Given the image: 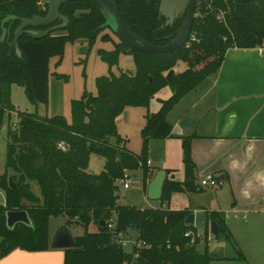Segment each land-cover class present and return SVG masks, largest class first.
<instances>
[{"label": "trees", "instance_id": "1", "mask_svg": "<svg viewBox=\"0 0 264 264\" xmlns=\"http://www.w3.org/2000/svg\"><path fill=\"white\" fill-rule=\"evenodd\" d=\"M111 1L132 33L149 44L168 45L181 28L183 19L171 27L163 26L165 19L158 15L159 0ZM197 9L201 14L193 22L187 48L163 54L128 53L133 56L135 74L121 72L115 76L110 72L97 78L96 95L84 93L71 101V122L62 115L40 117L22 113L17 128H8L6 168L13 171L11 178L16 188L9 187L7 175L0 176V192L4 197V204H0V259L15 249L32 253L48 250L49 219L65 216L68 226L73 220L86 228L94 223L98 232L86 231L75 237L76 248L64 250V264H209L211 257L196 250L198 239L190 244V239L184 237L185 232L196 231L184 224L190 212L169 210L172 194L201 190L196 185L191 158L192 137H182L184 181L164 178L158 199L161 209L140 210L116 203V183L127 172L137 170L145 182L150 171L148 141L172 136V126L166 120L168 113L204 79L218 72L226 51L264 46V0H259L258 5L199 0ZM46 12L47 3L42 0H0V26L12 15L30 19L45 16ZM220 12L223 15L217 18ZM60 13L68 18V26L47 35L44 32L59 21L28 28L27 31L38 34L22 33L18 40L22 57L13 53L11 62L9 43L20 22L10 19L4 23L9 38L0 42V118L14 111L10 103L12 84L24 86L32 103H46L50 59L58 58L59 64L67 43L85 42L90 48L104 30L100 27L105 23V14L93 1L66 3ZM1 33L0 29V36ZM101 40L110 39L102 34ZM113 45L112 51L99 50L108 64L115 61L117 54L126 53L122 42ZM178 61L186 62L180 73L174 71ZM164 87L170 88L171 95L161 101L156 113L146 117L141 131V154L135 155L125 149L116 131V118L127 107L147 108ZM92 154L105 159L102 171L96 175L86 172ZM32 183L38 185L39 196L33 193ZM18 210L27 212L32 227L18 224L8 230L5 214ZM209 216L220 232L219 215ZM110 219L115 221L113 230L107 227ZM101 221H106L103 228ZM131 231L138 233L137 243L131 253H126L123 244L117 242V235L126 236ZM138 243L144 247H137ZM134 254L138 255L136 259Z\"/></svg>", "mask_w": 264, "mask_h": 264}, {"label": "crops", "instance_id": "2", "mask_svg": "<svg viewBox=\"0 0 264 264\" xmlns=\"http://www.w3.org/2000/svg\"><path fill=\"white\" fill-rule=\"evenodd\" d=\"M166 120L172 126V136L148 141L150 171L141 183L143 196L149 199L148 185L161 170L170 181H184L182 137H192L191 158L196 185L201 190L172 194L169 210L202 211L208 222L212 221L209 214L216 213L221 220L220 232L227 238H232L226 227L227 214L241 216L243 222L249 217L258 224L264 218V46L228 49L218 72L185 95ZM207 173L216 176L217 188L199 186ZM0 196L3 197L1 192ZM154 202L160 204L159 200ZM147 208L154 206L137 209ZM161 208L160 204L158 209ZM89 225L94 228L93 233L98 232L97 225ZM54 232H49V245ZM129 236L135 245L138 233L135 240L133 233ZM64 257V250L50 247L33 253L15 249L0 259V264H64Z\"/></svg>", "mask_w": 264, "mask_h": 264}, {"label": "rangeland", "instance_id": "3", "mask_svg": "<svg viewBox=\"0 0 264 264\" xmlns=\"http://www.w3.org/2000/svg\"><path fill=\"white\" fill-rule=\"evenodd\" d=\"M47 0H42V3ZM207 9V8H206ZM197 18L201 12L196 9ZM221 16V15H217ZM106 34L108 40H101V35ZM121 41L111 30L104 29L96 38L95 42L89 48L85 42L67 43L61 62L58 64V58H52L48 65V98L44 104H34L29 100L24 86L12 84L10 88V103L14 111L7 112L0 118V176L7 175L11 178L13 171L6 168L7 160V130L9 127L16 129L22 113L37 114L40 117H53L55 115L64 116L68 122H71V101L79 99L84 93L96 95V80L101 76H107L112 72L118 76L121 72L135 74L136 67L131 54L119 53L115 61L108 64L103 60L99 50H114L113 43ZM189 43V42H188ZM186 44L187 48L189 44ZM186 68V62L178 61L174 67L176 73L182 72ZM171 90L164 87L149 102L151 107H127L116 118V131L122 138L125 149L129 152L140 155L142 150L141 131L145 126L148 114L156 113L159 109V100H166L170 97ZM105 164V159L99 155L89 156L86 166V172L90 174H99ZM131 179L129 189H124L121 181L116 183V196L118 206L133 205L137 208L152 205L153 209L160 208V204L152 199H146L143 196L141 183L142 176L139 170L126 173ZM33 193L40 195L36 183H32ZM4 201L0 196V202ZM145 202V203H144ZM238 216V215H237ZM226 227L232 234V238H227L224 233L218 232L214 237L210 234L209 227L196 229L195 234L198 238L196 249L201 254L207 253L211 257L209 264H264V218L258 224L252 220L243 222L241 216L237 219L233 214L226 215ZM65 216L51 217L49 219V232L56 230L60 225L68 222ZM70 230L73 236H83L87 231L94 232L92 226L84 227L80 221L73 220L70 224ZM227 231L226 233L228 234ZM130 232L122 236V241H127L124 247L126 253H131L132 245ZM229 235V234H228ZM133 240V241H134Z\"/></svg>", "mask_w": 264, "mask_h": 264}, {"label": "water", "instance_id": "4", "mask_svg": "<svg viewBox=\"0 0 264 264\" xmlns=\"http://www.w3.org/2000/svg\"><path fill=\"white\" fill-rule=\"evenodd\" d=\"M82 1L89 2L93 1L97 3L105 14V23L100 27V30L110 29L111 32L125 45V52H141V53H152V54H163L176 51L184 47L190 38L193 22L196 18V7L198 0H159L158 15L160 18H164V27H171L173 24L181 18L183 19L181 28L178 33L174 35L172 41L168 45L155 46L149 44L142 39L138 38L126 25L123 15L121 14L117 5L111 0H48L47 1V12L45 16H35L30 19L18 18L14 15L5 18L0 26L2 31L0 36V42H3L6 38H9V32L4 29V23L7 20H18L19 26L13 33V39L9 43L8 57L9 62L12 61L13 53L18 58L22 57V53L19 49L18 40L22 33L28 32L31 35H37L35 31H27L28 28L37 27L40 25H52L59 21L58 25H54L48 28L44 35L56 30L65 29L69 20L66 16L60 13V8L70 2ZM242 3H255L258 5L259 0H233ZM151 81V79H150ZM26 149V145H23ZM164 171H159L156 177L149 183L147 196L149 199L158 200L161 195V187L164 181ZM9 187L12 189L16 188L12 178H8ZM262 205L264 206V196L262 197ZM5 224L8 230H13L18 224H22L28 227H32V222L25 210L18 211H7L5 214ZM101 228L106 225V221H101ZM184 224L193 226L196 229H203L206 225L209 227L210 234L214 237L218 236V227L214 221H207V216L204 212H191L184 220ZM49 247L54 250H67L76 248L75 237L73 236L68 225H60L54 232Z\"/></svg>", "mask_w": 264, "mask_h": 264}, {"label": "built area", "instance_id": "5", "mask_svg": "<svg viewBox=\"0 0 264 264\" xmlns=\"http://www.w3.org/2000/svg\"><path fill=\"white\" fill-rule=\"evenodd\" d=\"M218 15H221V16H217V18H221L223 14L220 12ZM147 165H149L148 161H147ZM120 181L122 182L124 189H128L130 187L131 179H129L127 174H125L124 178ZM199 186L203 187V188H213L214 189V188H217L219 186V182H218V180L214 174L207 173L201 177V179L199 181ZM0 204H4V201L2 203L0 202ZM235 217L237 218V216H235ZM107 227L109 230L114 229V227H115L114 219L109 220V222L107 223ZM184 237L190 239V244H194L195 240L199 238L196 236L195 232L192 230L185 232ZM117 238H118V240H117L118 243L123 242L121 233H119L117 235ZM137 247H144V244L138 243ZM137 256H138L137 254H134L133 258L136 259Z\"/></svg>", "mask_w": 264, "mask_h": 264}, {"label": "flooded vegetation", "instance_id": "6", "mask_svg": "<svg viewBox=\"0 0 264 264\" xmlns=\"http://www.w3.org/2000/svg\"><path fill=\"white\" fill-rule=\"evenodd\" d=\"M199 1V0H198ZM198 1H197V4H198ZM196 9H197V7H196ZM197 15V14H196ZM181 19H184V18H181ZM61 23V22H60Z\"/></svg>", "mask_w": 264, "mask_h": 264}]
</instances>
